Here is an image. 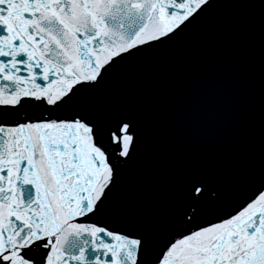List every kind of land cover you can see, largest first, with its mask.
<instances>
[{
	"label": "snow or ice",
	"instance_id": "snow-or-ice-1",
	"mask_svg": "<svg viewBox=\"0 0 264 264\" xmlns=\"http://www.w3.org/2000/svg\"><path fill=\"white\" fill-rule=\"evenodd\" d=\"M216 69L245 95L177 132ZM0 264H264V0H0Z\"/></svg>",
	"mask_w": 264,
	"mask_h": 264
},
{
	"label": "water",
	"instance_id": "water-1",
	"mask_svg": "<svg viewBox=\"0 0 264 264\" xmlns=\"http://www.w3.org/2000/svg\"><path fill=\"white\" fill-rule=\"evenodd\" d=\"M234 81H235L237 84H239V82H238L237 79H234ZM257 96H258V95H257ZM257 103H258V98H257ZM197 131H199V130L197 129Z\"/></svg>",
	"mask_w": 264,
	"mask_h": 264
}]
</instances>
